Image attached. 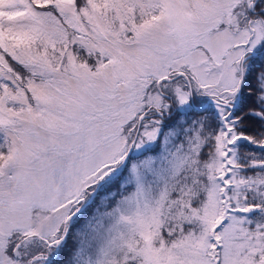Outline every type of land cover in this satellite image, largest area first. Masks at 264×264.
<instances>
[{
    "label": "snow or ice",
    "instance_id": "1",
    "mask_svg": "<svg viewBox=\"0 0 264 264\" xmlns=\"http://www.w3.org/2000/svg\"><path fill=\"white\" fill-rule=\"evenodd\" d=\"M0 264H264V0H0Z\"/></svg>",
    "mask_w": 264,
    "mask_h": 264
}]
</instances>
